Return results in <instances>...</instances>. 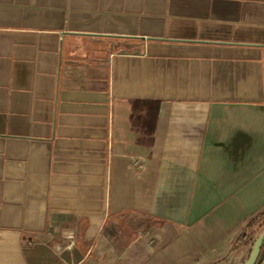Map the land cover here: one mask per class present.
<instances>
[{"label": "crops", "instance_id": "1", "mask_svg": "<svg viewBox=\"0 0 264 264\" xmlns=\"http://www.w3.org/2000/svg\"><path fill=\"white\" fill-rule=\"evenodd\" d=\"M263 213L264 0H0V264H243Z\"/></svg>", "mask_w": 264, "mask_h": 264}, {"label": "water", "instance_id": "2", "mask_svg": "<svg viewBox=\"0 0 264 264\" xmlns=\"http://www.w3.org/2000/svg\"><path fill=\"white\" fill-rule=\"evenodd\" d=\"M87 36L71 34L66 40L67 50L77 53L79 57L88 61H104L107 59V55L104 52H97L88 50V43L86 42ZM264 232H262L253 243V247L250 256L243 264H259L264 256Z\"/></svg>", "mask_w": 264, "mask_h": 264}, {"label": "trees", "instance_id": "3", "mask_svg": "<svg viewBox=\"0 0 264 264\" xmlns=\"http://www.w3.org/2000/svg\"><path fill=\"white\" fill-rule=\"evenodd\" d=\"M263 217L264 213L260 214L256 218H254L250 223H248L240 236L236 241V248L240 245L250 244L254 240V230H259L263 227Z\"/></svg>", "mask_w": 264, "mask_h": 264}, {"label": "built area", "instance_id": "4", "mask_svg": "<svg viewBox=\"0 0 264 264\" xmlns=\"http://www.w3.org/2000/svg\"><path fill=\"white\" fill-rule=\"evenodd\" d=\"M150 242H152V241L150 240ZM70 248H71V246H70Z\"/></svg>", "mask_w": 264, "mask_h": 264}, {"label": "rangeland", "instance_id": "5", "mask_svg": "<svg viewBox=\"0 0 264 264\" xmlns=\"http://www.w3.org/2000/svg\"><path fill=\"white\" fill-rule=\"evenodd\" d=\"M263 226H264V224H263ZM256 230V229H255Z\"/></svg>", "mask_w": 264, "mask_h": 264}]
</instances>
